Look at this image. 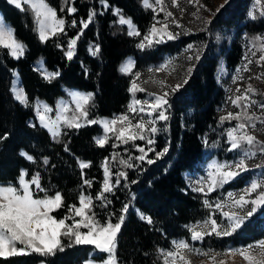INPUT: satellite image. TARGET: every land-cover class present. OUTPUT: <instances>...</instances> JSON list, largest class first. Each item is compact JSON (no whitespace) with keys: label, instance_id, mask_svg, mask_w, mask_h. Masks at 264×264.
I'll return each instance as SVG.
<instances>
[{"label":"trees","instance_id":"1","mask_svg":"<svg viewBox=\"0 0 264 264\" xmlns=\"http://www.w3.org/2000/svg\"><path fill=\"white\" fill-rule=\"evenodd\" d=\"M251 1L228 0L213 16L208 30H226L224 35L229 37L223 38V44H209L186 82L169 98L164 108L168 120L156 121L157 142L147 155L153 162L141 160L136 166L124 165L115 171V163L127 160L128 154H139L136 145L146 148L141 140L123 144L112 135L108 136V143L100 146L96 140L102 128L97 124L64 128L58 140H54L38 125L30 104L35 100L53 104L56 98L64 96L66 89L74 88L92 93L87 105L92 117L125 113L131 100V75L120 71L122 61L132 55L135 69L142 64L151 65L165 55L180 53L195 41L193 34L140 48L142 37L155 20V14L143 7L140 0H46L57 10L58 17L65 20V25L63 32L41 40L31 11H22L7 0H0L4 21L25 46L19 58L0 47V185H15L22 170L28 173V178L39 172L40 184L48 194L58 190L64 197V206L52 213L60 219L67 214L69 205H79L82 192L95 197L101 190L107 162L112 174V191L105 194L107 202L94 200L93 211L101 223L110 215L112 223H116L124 205H129L123 213L125 220L116 240L119 264H163L160 250L170 249L178 239L188 240L196 249L214 252L228 245H247L262 239L264 206L230 236L212 235L202 241H191L189 226L206 219L211 210L204 206L202 196L188 187L184 176L186 172L201 169L211 145L222 150L227 146L226 124L220 120L229 102L223 76L240 65L246 35L264 32L263 19L249 18ZM70 7L76 11L69 12ZM114 8L131 18L140 35L133 37L124 25L117 24ZM91 12L95 15L84 27L81 21L87 22ZM73 20L75 25L71 23ZM202 36L197 34V39ZM72 40L75 45L69 58L66 51ZM38 62L58 75L45 78L36 68ZM15 71L28 97V105L16 100L10 92ZM165 148L167 151L162 156L156 155ZM22 153L34 160H28ZM217 155L225 157L219 152ZM81 162L90 166L81 169ZM118 172H125L127 178L120 177V183L116 184ZM84 179L91 180V186L84 185ZM241 185V179L228 183L219 197ZM143 217H151L152 223ZM214 218L220 222V214L215 213ZM61 240L63 251L47 256L32 253L0 257V264H82L104 257L93 245H76L66 237Z\"/></svg>","mask_w":264,"mask_h":264},{"label":"snow or ice","instance_id":"2","mask_svg":"<svg viewBox=\"0 0 264 264\" xmlns=\"http://www.w3.org/2000/svg\"><path fill=\"white\" fill-rule=\"evenodd\" d=\"M17 7H21L22 4H27L29 10L34 13V19L37 24V30L41 40H47L50 35H56L59 32H63L65 20L59 18L57 10L52 8L46 0H11ZM145 7L152 8L153 5H160V11H165L163 7L164 0H143ZM192 2V0H189ZM172 5L178 7V0H172ZM261 7V14H264V5L261 4V0H254V7ZM223 7V5L221 6ZM69 12H75L74 7L67 9ZM219 10V9H218ZM63 11V9L61 10ZM94 12L89 13L88 21H81L84 27H87V23H90ZM249 15L254 19L255 11H250ZM173 13L170 11L165 12V22L157 28L153 25L147 35H145L138 45L140 48L151 46L154 42L159 43L167 36L168 39H175L176 35L167 31L168 18H171ZM173 23L176 21L173 20ZM72 25L76 24L73 20ZM120 23L127 24L130 29V35H140L135 29L131 18H126L120 14ZM159 23V22H158ZM157 37H159L157 39ZM261 41L259 60L256 63L264 65V38H256ZM75 44V40L70 41L69 49L66 55L71 58L73 55L72 45ZM0 47L9 50V54L14 58H19L24 54L25 46L21 41L15 37V30L10 26L0 24ZM192 45H189L191 48ZM98 51V48H97ZM252 55H256L255 52ZM198 58V57H197ZM253 63L252 60H248V63L244 66L245 71L248 70V65ZM133 67V62L129 61L122 71L130 72ZM240 71L239 69L237 70ZM58 75V73H47L45 71V78ZM139 77V73H136ZM238 79H243L242 76H238ZM257 79L261 77L257 76ZM251 79V77H249ZM186 82V81H185ZM181 85L177 84L172 91L179 88ZM130 91L133 93L136 91H144L139 88L136 81L132 82ZM236 92L239 93L235 98H230L231 103L238 109L242 108V111L235 113L229 112L226 116H221L220 120H235L238 123L234 127L228 129L227 138L230 144L229 151L240 150V158L234 161L217 162L212 161L210 164V170L206 179L198 180L197 187L193 190L202 193L204 196H208L209 193L214 192L217 188L223 187L225 184L234 180L242 172L249 171L248 161L257 155V152L264 153V142L258 141L256 136L250 134L248 131L249 126L256 127L254 121L260 120L264 123V116H257L254 113L249 114V109L257 103L256 100L251 98V94L256 90L251 84L247 86L243 91L237 87ZM15 98L27 105L28 97L23 89L17 88L14 91ZM154 96V102H141L139 100H133L128 105V110L119 116L113 117L111 120L105 119L103 121V127L105 133L112 132L115 139L123 144H128L130 141L135 142L137 140H146L148 145L154 143L153 139L146 136L145 133L155 134L159 129L155 126L157 120H168V116L165 114V106L168 105L166 99L168 93L163 95ZM92 98V93H72V103L76 105V112L79 115H73L68 118L64 115L67 105L62 104L61 110L57 113V118L51 120L46 117L45 113L52 111L47 106L43 111H40L37 105L38 118L41 125L49 130L54 138H58L61 135L62 127L79 128L80 119L83 118L88 123H97L96 120H88L87 105ZM140 105L139 108L135 107ZM146 105V107H145ZM261 109H264V102L259 104ZM143 113L146 116H153L155 118L146 120L144 117L138 119L134 115L130 114ZM135 119V123H133ZM120 124L119 128L115 126ZM2 139V137H0ZM108 136L105 135L96 140V143L100 146L108 143ZM138 150L143 154L135 157V159L143 160L146 152L143 147L136 145ZM67 151V146H65ZM148 151H153L149 148ZM156 153L158 156H162L164 152ZM28 160H34V157L27 153H22ZM115 159V154L113 155ZM133 157L129 156L128 160H121V164H125L127 167H133L128 161ZM152 160H148V163H152ZM44 163L47 164V158L44 159ZM90 165L84 162L80 163V168L84 169ZM257 167H264V164L257 165ZM105 178L101 190L93 197L91 194H84L83 192L78 197L79 206L72 204L68 206L67 214L62 218L57 219L52 213L64 206V197L60 191H55L54 195H49L47 190L43 189L40 184V173L37 172L28 178V173L24 170L21 171L17 178L15 185L9 183L8 185H0V257L8 258L16 255H28L32 253L47 256L54 254L56 251H63L64 246L62 244V237L68 238L69 241L76 245H94L97 250L107 254V259L104 264H119L116 253V240L121 230L122 224L125 220V215L129 205H124L122 214L118 217L116 223H112L111 215L106 219V222L101 223L96 219V213L93 208L96 206L95 201L107 202L106 193L112 191L113 185L111 184L112 174L109 171L107 162L104 165ZM115 183H120V177L127 178L125 172L115 173ZM133 183H135L133 181ZM84 185L91 186L92 181L88 179L83 180ZM32 186L36 189V194L43 192V198L34 199V192ZM255 193V197L252 198V194ZM228 200L230 204L228 207L230 211H225L224 202L217 201L213 204L210 199L203 201L204 206L210 209L209 216L203 221H197L195 224L189 226L191 241H202L207 236L215 235L217 237L230 236L233 232L239 229L248 217H251L253 213L257 211V208L264 206V174L257 179H253L250 185L246 187L242 193L233 194L228 193ZM249 205L251 206L249 209ZM220 212L223 217L226 218L227 224L218 222L217 218H214L215 213ZM79 217V219H77ZM147 219L148 223H152L151 217H143ZM71 221V223H66ZM87 229V231H81V229ZM172 249L168 251L160 250L163 256V264H190L186 260V256L183 253L195 252L197 255H205L215 261L214 250H201L196 249L190 245L188 240H179L172 242ZM259 250V256L250 254L252 249ZM228 253H238L243 257L248 264H264V240L258 241L255 245H247L238 249H229ZM220 255V253H216ZM91 264V262H89ZM222 264V262H221Z\"/></svg>","mask_w":264,"mask_h":264},{"label":"rangeland","instance_id":"3","mask_svg":"<svg viewBox=\"0 0 264 264\" xmlns=\"http://www.w3.org/2000/svg\"><path fill=\"white\" fill-rule=\"evenodd\" d=\"M7 1L17 7V5L12 3L11 0H7ZM140 1H141L142 6L145 7L143 0H140ZM227 2L228 0H192V2H189V0H178L179 6L176 7L172 5V0H164L163 7L165 11L159 10L160 5L154 4L152 8L145 7L147 9H151V11L155 14V20L152 26L156 25L157 28H160V25L165 22V12L170 11L173 13V16L171 18H168L167 20V23H168L167 31L175 34L176 38H180L183 36H188L190 34H193L192 37L193 39H195V41L192 43H189L180 53H177L174 55H165L162 59L156 60L154 63L148 66H144L142 64L140 68H136L137 70L135 69L134 57L132 55L127 56L120 64L119 68L122 73L131 75L129 90L132 87V82L134 80L136 81L139 88L144 89V91H136L134 93L130 91L131 93L130 103L134 99L139 100L141 102H154V96L152 95L153 93L156 95H163L164 93H168L166 97L168 101L169 98L172 96V94L178 88H176L175 91H172V89L175 88L177 84L182 85L186 81L190 72L195 67L196 63L200 60L202 54L205 52L209 44L213 42H216L217 44H223L224 42L223 38L229 37V36L224 35L226 30L217 32L215 30H208V28H209V25L211 23L213 16L216 14V12L219 11L218 9H220L222 5L224 6ZM261 4L264 5V0H261ZM21 6L23 7V9L29 10V6L27 4H22ZM18 8L21 9V7H18ZM253 10L255 11V18L253 19L249 15L250 19L255 20V19L260 18L264 20V14H261V7L260 6L254 7V0H252L250 3L249 13L250 11H253ZM119 12L120 11L118 9L116 8L113 9V13L116 14L117 16V24L124 25L126 27L127 33L129 34L132 29H130V27L127 24L120 23V13ZM31 13L34 16V13L32 11ZM126 18H129V17H126ZM173 20H175L176 22L173 23L172 22ZM0 24L9 26V24L3 20L1 13H0ZM133 25L135 26V29L137 30L136 25L134 23ZM151 27L149 28L147 34L149 33ZM197 34H203V36L197 39ZM131 36L136 37L138 35H131ZM158 38L159 37H157V39ZM256 38H264V32L258 33V34L246 35V37L244 38V45H245L244 52H243V57H242V61L240 65L232 73L230 74L224 73L223 82H224L225 88L227 89V92L229 95V102H227L228 105L225 106L224 109L222 110L223 114H225L224 116H226L227 113L229 112L235 113L237 111L243 110L242 108L238 109L237 107H235L231 103L230 98H235V96L239 94L236 92L237 87H239L243 91L245 88H247L249 84H251L252 87L256 90L255 93L251 94V98L257 101V103L248 110L249 114L254 113L257 116H264V109H261L259 107V104L264 102V65L256 63V61L259 60V56L262 54L260 52L261 41ZM168 40L170 39H168L167 36H165L164 39L161 40L160 42H165ZM155 44L157 43L154 42L151 46H154ZM74 45L75 44L72 45V52L74 49ZM189 45H192V47L189 48ZM151 46H146V47H151ZM253 52L256 53L255 56L252 55ZM248 60H252L253 63L248 65V70L245 71L243 69H244V66L248 63ZM129 61L133 62V67L131 71L130 72L122 71V68ZM36 68L41 72V74L44 77H45V71L47 73H50L49 71H47L45 66H43L42 62H38L36 65ZM238 69L240 70L239 72L237 71ZM136 73H139V77L136 76ZM238 76H242L243 79H238L237 78ZM257 76L261 78L257 79L256 78ZM249 77H251V79H249ZM17 88L23 89V86L21 85V81L18 78V73L15 71L13 72V75H12L11 87H10V90H11L10 92L12 93L14 98H15L14 91ZM72 93H90V92H85L83 90L69 88L65 90L64 96L56 98L53 104H48L41 100H35L32 104H30L32 107L36 122L38 123L40 127L46 129L54 140H58V138H54L52 134L49 132V130L41 125V122L38 118L37 105L39 106L40 111H43L45 106L52 109V111L45 113L46 117L50 118L51 120H55L57 118V113L61 110L62 104L67 105L68 110L64 112L65 116H67L68 118H71L74 114L78 116L79 113L76 112V105L75 103L71 102ZM135 107L139 108L140 105H136ZM119 115L121 114L114 115L112 117H102V116L92 117L91 115L88 114V120H96L98 122L88 123L83 118H81L79 122L81 125H86V124L99 125L102 128V133L97 137L98 139L105 135L107 136L113 135L112 132H108L107 134L105 133V130L103 127V121L105 119L111 120L113 117H116ZM132 115H134L136 119L140 117H144L146 120H151L155 118V114H153V116H146L143 113L130 114V116ZM160 121H163V120H160ZM223 122H225L226 124L224 135H225V142L227 146L222 150L221 147L215 144L211 145L206 150V154H205L206 162L201 167V169L194 173L186 172L184 174L186 181H187V185L192 191H194L193 189L198 186L197 185L198 180L206 179L207 174L210 170L209 166L212 163V161L215 160L217 162H224V161L231 162V161H234L240 158V155H241L240 150L229 151L230 144L227 138L228 129L234 127L235 124L238 123V121L225 120ZM254 122L256 124V127L252 128L251 126H249L248 131L250 134L255 135L258 141L264 142V123H262L260 120H256ZM133 123H135V119H133ZM31 125L33 124L31 123ZM115 127L119 128L120 124H117ZM64 128H69V127H62L61 131ZM145 135L153 139L154 141L153 144L157 142L156 140L157 132L155 134H150L146 132ZM141 141H142V144H144V146L146 147L144 148L146 155H145V158L143 159L144 161H146L148 160L147 155L150 154V151H148V149L149 148L152 149L153 144L148 145L146 140H141ZM218 152L222 153L225 157L223 158L219 157L217 155ZM141 155L143 154L140 151H139V154H128L127 160L129 156L133 157V159L128 162L131 163L133 166H136L141 160L135 159V157H138ZM228 155H229V158L231 159L227 158ZM261 164H264V153L257 152V155L248 161L249 171L242 172L238 177H236L234 180L229 182V183H233L237 181L238 179H241L243 180V185H241L240 187H234L230 190H227L223 194L222 197H219L220 196L219 194L221 193L222 189L228 183L225 184L223 187L217 188L214 192L209 193L208 196H204L202 193H199L196 191L194 192L201 195L203 198V201L205 199H210L213 202V204L217 201L222 200L225 204L224 210L230 211L231 209L228 207V205L230 204V201L228 200V193H233L234 195L242 193V191L250 185V182L253 179H257L261 177L262 174H264V167H257V165H261ZM124 165L125 164H121L120 161L118 163H115L114 164L115 171L118 169V167H122ZM32 191L34 192V197H33L34 199L43 198L44 193L39 192L38 194H36V189L34 186H32ZM255 195L256 194L253 193L252 198H254ZM250 207L251 206L249 205V209ZM216 214H220V219H219L220 222L222 221L223 223L227 224L226 218L223 217L220 212H216ZM77 219H79V217H77ZM81 231H87V229L82 228ZM179 240H182V239H178L174 241H179ZM260 240H264V237ZM260 240L249 243L247 245H250V244L255 245ZM247 245H239V246L228 245L225 249L214 252L213 255H215V261H213L208 256L197 255L195 252L183 253V254L186 256V260L189 261L190 264H221V262L222 264H248V262L245 261L243 257L239 255L238 253H235V254L228 253L229 249H238L241 247H245ZM172 247L173 245L168 250H171ZM168 250H165V251H168ZM97 253H103L104 257L99 261L89 259L83 262L82 264H89V262H91V264H104V261L107 259V254L99 250H97ZM216 253H220V255H216ZM250 254L258 257L259 250L254 248L251 250Z\"/></svg>","mask_w":264,"mask_h":264},{"label":"crops","instance_id":"4","mask_svg":"<svg viewBox=\"0 0 264 264\" xmlns=\"http://www.w3.org/2000/svg\"><path fill=\"white\" fill-rule=\"evenodd\" d=\"M18 78H19V76H18ZM20 80V79H19Z\"/></svg>","mask_w":264,"mask_h":264}]
</instances>
